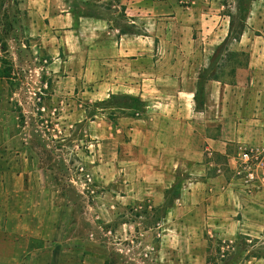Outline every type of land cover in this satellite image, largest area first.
<instances>
[{"label":"crops","instance_id":"0c3cea01","mask_svg":"<svg viewBox=\"0 0 264 264\" xmlns=\"http://www.w3.org/2000/svg\"><path fill=\"white\" fill-rule=\"evenodd\" d=\"M254 5L233 38L216 0H24L35 71L47 77L37 89L83 124L99 208L96 238L73 243L70 211L66 223L35 200V264H66L58 252L73 250L79 264H113V249L135 262L138 237L159 264H264V190L234 179L241 151L264 147V18ZM10 105L0 84V203L25 170L8 159L25 151L9 146ZM8 210L0 264L32 252L34 235L11 230Z\"/></svg>","mask_w":264,"mask_h":264},{"label":"rangeland","instance_id":"374dc122","mask_svg":"<svg viewBox=\"0 0 264 264\" xmlns=\"http://www.w3.org/2000/svg\"><path fill=\"white\" fill-rule=\"evenodd\" d=\"M253 2L259 17L263 19L264 0H216V3L223 4V13L231 20L233 38H237L243 30L247 10ZM235 45L232 40L229 42L227 48L230 52L234 53ZM37 64L35 35L30 30V17L24 7V0H0V84L6 86L11 104L7 117L9 146L25 149L22 155L11 153L8 156L10 162L18 161L22 167L24 165L25 170L21 176L15 177L12 174L14 176L9 177L13 185L8 186L9 194L4 192L3 198L10 199L7 198L9 201L6 203H0V213L9 208L11 217L7 226L11 230L17 226L20 230L24 227L34 235L31 254L23 261L15 262L16 264H35L34 249L35 243H38L35 242V200L38 201L39 198L47 199V210L56 214L65 212V215H61V221L65 220L67 223V213L70 211L66 236L71 242L83 243L87 238L93 241L98 231L99 208L96 204L95 187L89 186L87 190L83 185V174L79 172V167L85 166L80 152L85 155L87 151L83 124H69L63 109L54 105L48 89H37V84H42L47 79L44 74H37ZM11 136L18 137L13 140L10 139ZM22 167L18 170V175L22 173ZM85 168L92 175L90 169L87 166ZM17 180L19 184L15 185ZM12 194L16 196L13 197ZM38 206L43 207L44 204ZM19 216H25L23 222L19 220ZM2 218L3 216L0 221ZM58 222L57 218L56 223ZM0 228H3L1 224ZM11 239L13 238H8V242H12ZM141 241L139 237L134 239L135 248L130 253L131 256L134 253L139 260L128 261L127 253L113 249L110 253L113 264H159L155 261V252L151 259L149 254L145 256V250L137 245ZM125 243L122 240V244ZM2 244L0 235V245ZM78 253L79 250L76 253L74 250L58 252L59 263H63L65 258L66 264H79ZM214 263L221 264L216 260L212 264Z\"/></svg>","mask_w":264,"mask_h":264},{"label":"built area","instance_id":"2783aa9c","mask_svg":"<svg viewBox=\"0 0 264 264\" xmlns=\"http://www.w3.org/2000/svg\"><path fill=\"white\" fill-rule=\"evenodd\" d=\"M35 56L38 57V52H35ZM79 172L83 174V185L87 190L89 186H94L93 176L85 166H80ZM234 179L241 184L242 189L247 193L264 190V147L248 148L241 151L234 172ZM145 256L148 255L145 254Z\"/></svg>","mask_w":264,"mask_h":264},{"label":"trees","instance_id":"16d2710c","mask_svg":"<svg viewBox=\"0 0 264 264\" xmlns=\"http://www.w3.org/2000/svg\"><path fill=\"white\" fill-rule=\"evenodd\" d=\"M231 27H232V23H231ZM243 29H244V28H243ZM242 31H243V30H241V31L239 32V35H238L237 38H239V36L242 34Z\"/></svg>","mask_w":264,"mask_h":264}]
</instances>
